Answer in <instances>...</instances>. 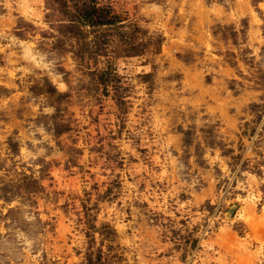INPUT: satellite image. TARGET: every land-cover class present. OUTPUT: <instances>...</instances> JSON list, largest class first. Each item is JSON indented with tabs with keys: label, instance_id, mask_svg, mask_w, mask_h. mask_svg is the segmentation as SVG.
I'll list each match as a JSON object with an SVG mask.
<instances>
[{
	"label": "clouds",
	"instance_id": "9594fccd",
	"mask_svg": "<svg viewBox=\"0 0 264 264\" xmlns=\"http://www.w3.org/2000/svg\"><path fill=\"white\" fill-rule=\"evenodd\" d=\"M0 264H264V0H0Z\"/></svg>",
	"mask_w": 264,
	"mask_h": 264
}]
</instances>
